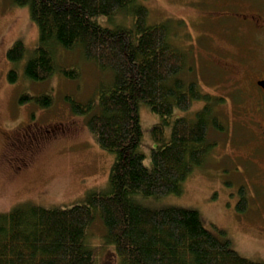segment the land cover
<instances>
[{"label": "trees", "instance_id": "1", "mask_svg": "<svg viewBox=\"0 0 264 264\" xmlns=\"http://www.w3.org/2000/svg\"><path fill=\"white\" fill-rule=\"evenodd\" d=\"M9 1L27 8L38 29L37 46L23 67L26 79L44 81L55 73L77 77L74 70L56 65L58 49H77L85 62L111 72V82L98 89L97 108L86 128L114 161L106 192H90L69 208L27 202L0 214V264H95L86 232L96 216L105 229L103 244L118 264H261L241 257L224 232L205 229L196 211L154 210L133 199L180 195L182 183L210 153L208 134L224 130L210 96L180 78L187 55L170 43L169 25H148V12L138 0ZM117 16L124 21H116ZM99 18H106L109 27L100 25ZM25 54L18 41L6 59L17 65ZM8 80L16 81L15 70ZM31 100L44 108L51 104L47 95L20 99ZM196 101L205 106L194 118L171 121L174 109L186 111ZM67 102L75 115H86L93 106L91 101ZM142 104L161 118L150 130L158 145L151 150L149 168L139 151ZM244 205L240 199L238 211Z\"/></svg>", "mask_w": 264, "mask_h": 264}, {"label": "rangeland", "instance_id": "2", "mask_svg": "<svg viewBox=\"0 0 264 264\" xmlns=\"http://www.w3.org/2000/svg\"><path fill=\"white\" fill-rule=\"evenodd\" d=\"M137 4L146 8L148 25H169L170 43L187 55V72L180 78L196 83L202 94L210 96L224 130L208 134L212 143L210 153L182 183L180 195L133 199L154 210L169 207L194 210L204 228L216 234L224 232L241 257L264 264V219L258 210L254 211L251 200L245 202L243 212L237 209L240 191L246 196L249 191L243 182L240 157L245 143L237 115L240 96L232 92L239 87L236 80L240 76L226 71L227 62L242 53L250 38L236 23H215L217 8L210 6L208 0H138ZM119 19L124 21L115 17L116 21ZM97 22L109 27L106 18ZM18 41L26 54L14 65L6 59V53ZM37 43L38 29L27 8L0 0V214L27 202L44 208H69L90 192L108 190L114 157L98 147L86 121L97 108L98 89L111 82L112 74L85 62L77 49H58L56 65L74 70L77 77L55 73L44 81H29L23 67ZM12 70L16 71L13 83L8 80ZM26 95L31 98L47 95L51 104L44 108L32 100L21 102ZM67 98L79 104L91 101L92 109L86 115H75ZM204 106V101H196L186 111L174 109L171 121L194 118ZM139 118L143 132L139 151L149 168L151 150L158 145L150 130L160 124L161 118L145 104L139 107ZM18 133L34 134L37 148L31 151L25 146L21 150L20 157L25 156L29 165L24 173L14 176L13 161L5 162L7 158L13 159L14 153L6 148L3 139L4 135ZM104 234L102 221L96 216L86 232V241L95 251V264H118L112 249L103 244Z\"/></svg>", "mask_w": 264, "mask_h": 264}, {"label": "flooded vegetation", "instance_id": "3", "mask_svg": "<svg viewBox=\"0 0 264 264\" xmlns=\"http://www.w3.org/2000/svg\"><path fill=\"white\" fill-rule=\"evenodd\" d=\"M215 7L217 18L215 23H236L245 29L250 40L242 53L231 62L227 69L231 74H239V87L233 93H239V125L242 130L244 145L243 182L248 187V195L241 193L240 199L247 203L251 200L264 219V0H208ZM226 66V65H225ZM235 83V84H236ZM6 148L14 153L13 159L7 158L14 164L12 175L24 173L29 160L20 157L25 146L31 151L35 146L36 136L4 135ZM256 189V190H254Z\"/></svg>", "mask_w": 264, "mask_h": 264}]
</instances>
